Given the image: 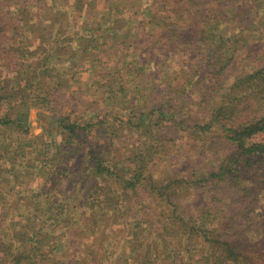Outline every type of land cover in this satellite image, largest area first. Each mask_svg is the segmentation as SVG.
<instances>
[{
  "label": "trees",
  "instance_id": "1",
  "mask_svg": "<svg viewBox=\"0 0 264 264\" xmlns=\"http://www.w3.org/2000/svg\"><path fill=\"white\" fill-rule=\"evenodd\" d=\"M67 1L68 5L66 7L68 8L64 10L53 2L48 3V0H0V70L7 72L6 74L2 73V77L0 75V132L3 128H8L7 130L15 129V133L18 132L20 135L28 134L30 108L38 104L39 100H43L44 103L45 101L48 102L50 100L48 98L50 92H45L48 82L56 83L55 90L58 91V88H60L58 86H60L62 80L59 72L67 71V68L60 69L55 64L70 60L72 62L75 61L73 65L76 66L77 61L81 60L83 69L87 65L93 68L98 61L97 53H106V51L99 52V48L102 46L99 41L102 37L99 35L102 27L97 26L95 28L94 26V23L99 24L100 18H92L91 23H89L91 27L87 30L91 33V38H88L85 33L79 34L81 33L79 30H76L73 36H70L67 30L62 31L60 29L56 33L63 41L68 43L66 46L54 40V44L47 43L45 45L48 48L44 50L45 54H43L44 51L42 54L39 51V49L42 50L44 48L43 46L33 47L37 38L44 37L54 25L56 28L57 25L66 22L72 24V29L76 26L73 23L81 19L86 3H83L84 0ZM88 1L91 6L97 4L94 0ZM189 1L192 7H190L191 12L187 15L185 22L181 21L183 24L179 22L177 27L176 25H171L169 29L166 27V32L162 36L158 35L159 38L157 39L156 37V39L159 48L167 45L168 48L173 49L174 53L178 54L183 51L195 53L200 47L210 52L208 54L209 56L211 55L210 60L202 68L204 71L209 67L216 69L212 77H210L211 81L209 83V89L211 90L214 85V95L202 97L201 100L203 106L206 107V112L212 111V114L209 115V123L205 125L197 123L189 110L191 99L181 104L182 100H179V97L183 90L187 89L186 86L176 90L178 84L173 85L172 83H168L167 85H162V83L160 84L162 78L160 80L156 79L158 81H155L154 85L149 80L148 75L145 79H140L139 75L144 69L137 64L136 60L127 59V57L133 54L134 50L129 49V45L125 44L127 46L123 49V53L126 52L123 55L124 62L121 65L122 67H117L116 71H121L124 68L127 76H134L136 80L131 88L132 91L135 90L134 92L137 93L132 95V91L127 92L130 87L128 89L124 87L122 89L123 95L119 99H115L116 88L112 87V84L115 83V79L117 78L110 81L115 76V70L114 72H106L109 74L108 78L102 76V79L106 81L105 84L110 83L107 94L109 95V100L113 101V107L110 110L104 111V119L100 120L101 112L97 115L94 114V117H92L93 121L95 119L98 120L95 134L100 139V141L89 145L87 157L90 162L87 161L86 164L89 166L87 170L93 177L90 178L92 180H88V176H86V179L80 177L78 182L74 183V188L71 187L70 181L66 189H72V192L79 194L86 187L85 185L90 183L88 181H92L93 184L90 185L88 191L84 189L86 191L84 193L85 196L79 197V205L71 206L73 209H70V205L68 204H71L70 198L74 193L68 195L61 203H56L57 205L53 208H56L57 211L66 208L69 209L68 211H71V215H67L64 220H61V225L67 224V226H70L72 223H76L80 226L82 217L78 218L77 222H74V220L73 222L67 221V219L69 217L73 218L76 213L81 212L84 208L83 212L86 214L90 210L95 211L91 215V220L97 222L100 226L102 222H106L108 216L110 219L112 218L111 220H114V218L120 219V217L129 215L131 210L135 211L136 209H133V207L137 208L142 195L150 194L149 199H151L154 195L165 194L168 201L164 202H166L167 206L161 208L157 215H154L150 211L144 213L141 218H138L136 214L133 215L135 219L133 222L137 226L142 224L150 229L157 228V235H155L153 240H150L151 233H148L149 235L144 237L143 235L132 237L131 240H134L132 243L134 242V246L137 247L130 257V260L133 258L134 261L132 260L133 263H130L125 260V262L129 264H183L185 260L179 256L184 251H180L178 247L177 254L176 251L169 250L168 246L172 247L175 242L180 246L184 242L182 241L184 239L186 246L190 245V242L193 240H196L198 245L202 240L209 244L211 255L209 259H205L204 264H264V237L263 239L255 240L246 238L243 234L242 223H239L240 220L236 218L237 216L242 218L253 214L254 217L251 219V224L258 225L260 222L261 224L264 222L262 217L259 222H255L254 219L257 214L264 215V204L261 203L264 199V143H250L248 141L254 134L264 131V58L259 55L254 58L262 61L260 62L262 67L253 73H248L246 70L248 63L235 72L229 69L230 63L221 66L220 63L228 61L223 62L218 58L212 59L215 58V55L211 48L217 42H220L219 47H222L227 41L224 38L229 39L226 36L227 31L226 34L223 33L225 30L221 29V25L222 23L232 21L235 13L237 15L240 12L243 13V11L234 10L238 0H205V4L204 0ZM215 1L217 2V6H213V2L215 3ZM166 2L167 0H164L163 4H166ZM228 2V10H233L232 12L234 13H231V17L227 14L228 19H225L226 17L222 18V14H217L216 10H222ZM109 3H112V5H109ZM126 4L124 0H105L104 8L106 10L102 13H97L100 14V17L108 15L107 18H102L103 21H108L113 16L117 17L113 22V26L107 29L108 32L113 31V38H117L118 44L126 43L130 38L129 29L132 28V20L128 21L129 19H125L122 15L129 10ZM208 6H212V8L208 9ZM207 10L209 11L203 14ZM208 13L212 15L210 18L211 23L206 20V17L209 16ZM50 14L52 15L51 17H49ZM262 15H264V12ZM248 21L247 19H243L241 22L242 26L244 23L247 27ZM46 22L49 25L42 28L41 25ZM140 25L143 24L140 23ZM179 26H182L184 30L181 33H178L177 30ZM197 27L202 28L203 31L200 37L196 39V34L199 30ZM191 28L194 29L193 34H189ZM233 37L231 36V40L234 44H237L238 39ZM163 39L164 41L162 42ZM74 41L77 42V47L73 46L72 43ZM148 42L152 43L151 39ZM233 43L231 44L232 47H230L232 53L241 46L239 45L235 49ZM241 43L240 49L245 48L246 44L244 42ZM216 49L218 50V47ZM254 51L257 54L259 53V50ZM240 52L241 50H237V53ZM235 54L236 52L231 59L235 57ZM67 57L68 59H66ZM133 58L139 57L136 55ZM77 65L79 66V63ZM202 71L200 72L203 73V79L207 80V75ZM232 75L234 76V82L230 85V89H228L227 85ZM138 78L139 81L137 80ZM190 82L194 87H197L201 83L196 78ZM39 87H42L41 89L44 90L42 94H36L35 88L40 90ZM150 90L151 93H147ZM231 90L242 94L241 99L234 102L233 97L230 100L231 104L227 105L217 101L220 93H229ZM139 91H143L144 93H140ZM161 91H164L167 95V100L163 103L153 98L154 96L157 97ZM254 93H257L258 96L255 97ZM45 94L48 95L45 96ZM136 95L139 97L137 98ZM31 100H34V103L26 105V102ZM137 101H145V106L149 108V111L140 112L138 109H133L132 104ZM176 101L179 103L178 105L175 104ZM117 108L118 110H116ZM124 112H126V115L129 114L131 119H134L138 113L141 123L137 128L139 130L138 139L134 140L130 138L127 141H122L126 145L121 147L115 145L122 138V128L116 122L123 120L122 116ZM42 117L45 120L50 119L51 121L56 119L55 116L49 117L46 114H42ZM107 118H110L113 123H110ZM62 119L60 121L62 123L60 124L62 128L61 133L65 136V139H63L61 145H58L57 149L53 150V154H51L50 148H47L43 154H46L45 160H48L50 155L55 158L54 165H56L57 161H69V159L74 158V153L78 149L77 146H80H73L75 138L81 139L83 141L81 144H84L86 141L84 130L87 129L88 123L84 125L86 128H83L81 123L72 122L69 115ZM129 121L131 120L129 119ZM214 125L222 126L223 132L209 138L206 135L203 140L205 142L206 153L217 156L215 160L219 164L218 167L208 171L209 173L202 170V177L195 179L198 185L212 183V186L210 185L212 189L209 193H206L207 201L201 202L202 207L200 211L194 212L191 207L183 205L179 199V195L185 184H190L192 181L183 177V173L181 171L178 172L177 170L180 169L177 168H175L178 172L177 175L182 176L179 179L173 178L174 176L171 177L170 174L163 181L161 178H155L156 156L152 153L153 149L150 147V144L155 139L163 141L170 133H174L175 136L178 133L182 135L186 134V132L189 135H193L196 128H200L204 134H207ZM78 130H82L83 132L79 133ZM90 132L94 133L91 130ZM9 134L13 137L11 133ZM141 137L145 138L141 139ZM8 139L9 137L7 136ZM117 139L118 142L115 143ZM3 142L5 143L4 140ZM199 142L204 143L202 141ZM27 144L26 146L29 147L31 143ZM129 145L132 146L131 149H129L131 147ZM17 148H19L17 155L21 154V151L24 150L20 146V143H17ZM125 149H128V151L123 152ZM158 152L156 151L155 153ZM13 158L14 167L12 169L7 168L4 164L0 165V198H4L6 195V188L9 186L11 180L10 176L15 175L14 173L17 172L16 166L19 161L16 157ZM180 158L184 159L181 161V168L185 164L187 166L193 165L198 160H189L191 158L190 155H181ZM46 166L48 165L45 162L40 169V173H44L43 169L45 170ZM63 170L65 169L61 168V171ZM59 171L60 169L57 168L58 173ZM53 172L51 171V174ZM58 173H53L52 177L46 180V186L50 187V189L47 192L46 190L41 191L42 194L46 192V195H49L56 191L57 182H59L56 180L59 176ZM232 185L236 193L240 195L235 200L236 203L240 204V207L234 206V210L231 212L232 206L225 203V208L221 209L219 202L233 197V194H231L233 190ZM214 191H218L220 195H224L223 199L217 200L212 195ZM38 194H40V191ZM57 197V194L51 195L48 202H55ZM83 198L86 203L88 201L93 204L90 209H88L89 207L85 208ZM246 199L247 202L244 203ZM118 203L119 207L117 206ZM27 205H30L29 202H27ZM34 208L33 215L37 217L42 211L38 206ZM96 208L99 209L98 212ZM23 219H26V223L23 222ZM23 219L22 215H20V217L12 221L11 228L8 229L9 232L12 229V237L2 231L4 223L2 226L0 225V264H101L104 262L102 258L93 262L94 251L89 249H93L92 244L88 243L89 248L84 250V253L80 249V251L73 250L82 244L78 238L91 239L96 234L97 229L91 220H86L90 223H86L85 230L84 228L81 231L74 229L71 236L75 238V241L68 240L66 244L67 249L63 250L59 256V254L54 253L52 245L47 241L48 235L43 233L44 229L59 225L47 224V222H42L41 225L39 221L37 224H27L31 217L28 216ZM123 224L125 227H129L132 221L130 223L125 221ZM89 225L92 229H89ZM261 229L263 230L264 227ZM119 238L122 237H117L116 240H119ZM169 239L172 240V243L168 241ZM145 240L147 241L145 242ZM165 244H168V246ZM161 246L166 247L161 251L159 249ZM16 248L21 249L17 251ZM139 249H142L141 253L138 251ZM138 252L140 258H134ZM257 252L259 253L258 255ZM253 253L254 255H252ZM10 257H12L11 261L9 260ZM153 257H155L154 260Z\"/></svg>",
  "mask_w": 264,
  "mask_h": 264
},
{
  "label": "rangeland",
  "instance_id": "2",
  "mask_svg": "<svg viewBox=\"0 0 264 264\" xmlns=\"http://www.w3.org/2000/svg\"><path fill=\"white\" fill-rule=\"evenodd\" d=\"M94 1H96L97 4L95 6H91L88 0H84L83 3H86L83 9L84 12L82 13V17L81 19H79V21H74L73 24L74 26H76L73 29L72 24L66 23L64 21V23L57 25L56 28L54 25L52 26L54 29L50 28V30L44 35V37L37 38L33 47L37 48L38 46H43L44 48H42V50L39 49L40 53L42 54L45 49H48L47 47H45V45L47 43H50L51 45L54 44V40L59 41L60 44L66 46V44L68 43L66 41H63L62 38L56 33L60 29L62 31L67 30L70 36H73L75 31L79 30V32H81L79 34L85 33L88 38H91V33L87 30L89 27H91L89 23H91L92 18H100L101 20L99 24L94 23V26L95 28H97V26L102 27L99 34L102 36L99 40L102 44V46L100 47L102 49L99 48V52L106 51V53H97L98 61L95 63V66L93 68L87 65L88 67L86 66V68L83 69L81 60L77 61V64L79 63V66L77 64L76 66L73 65L75 61L72 62L70 60H66L64 63L55 64L56 67L60 69L67 68V71L59 72L61 74L60 78H62V80L60 86H58L60 87L58 88V91L55 90V85H57L56 83L48 82L45 92H50V95L48 97L50 100H48V102L45 101V103L43 102V100H39L38 104H36L35 106L33 105L30 108L28 134L20 135L17 132L20 135L19 136L17 133H15V129L7 130L8 128H3L0 132V165L4 164L7 166V168L12 169L14 167L13 157H16L19 161L16 166L17 172L14 173L15 175L10 176L11 180L9 186L6 188V195L4 196V198H0V225L2 226V224L4 223V228L2 229V231L12 237V229L10 232L8 229L11 228L10 225L12 221L16 220L18 217H20V215H22V219L28 216L31 217L30 221L27 224H37L38 221L39 223H41V225L42 222H47V224L50 223L52 225L58 224L59 226L57 227L44 229L43 233L45 235H48L47 241L52 245V249L53 251H55L54 253L59 254V256L63 250L65 251L67 249L66 244L68 240L72 242L75 241V238L71 236V233L74 231V229H78L81 231V229L84 228L85 230L86 223H90L86 220H91L92 213H95V211L90 210L86 214L85 212H83V208L81 212L76 213L73 218L69 217L67 219V221L70 220L71 222H73L74 220V222H77L78 218L82 217V222H80L81 225L79 226L76 223H72V225L67 226V224L61 225L60 222L61 220H64L67 215H71V211H68L69 209L67 208L61 211H57V209L53 207L64 201L66 197H68V195L74 193L71 191L72 189H66V186L67 184L69 185L70 181L72 185L70 186L74 188V183L78 182V179L80 177L86 179V176H88V180H92L90 178H92L93 176L87 170L89 169V166L86 164L87 161L90 162L89 158L87 157L89 153V145L91 143H95L96 141H100L98 136L95 134V131L97 130L96 128L98 120L95 119L93 121L92 117H94V114L97 115L100 114L99 112H101L100 120L104 119V111L110 110L113 107V101L109 100V95L107 94L108 87L110 88V83L105 84L106 81L102 79V76L108 78L109 74H107L106 72H114L115 70V76L110 79V81H113L115 78H117L115 79V83L112 84V87L116 88L115 99H119L120 96L123 95L122 89L124 87H127V89L130 87L127 92H131V86L134 85L136 80L133 75L127 76L125 74L126 70L124 68L121 71H116L117 67H122L121 65L124 62L123 55L126 53H123V49L127 45H129V49L134 50L133 54L130 55V57H127V59L136 60L137 64L140 65L142 69H144V71H142L139 75L140 79L143 80L148 75L149 80H151L152 84L154 85V82L158 81L156 79L160 80L162 78L160 84H178L176 90L186 86L187 89L183 90L182 94L179 97V100H182L181 104H184L191 99L189 110L195 117L197 123H200L202 125L209 123V115L212 114V111L206 112V107L203 106L201 102L202 97H210V95H214V85L211 90L209 89V83L211 81L210 77H212V74L216 69L209 67L205 70L209 72L207 73L202 68L210 60L211 55H208L210 52H208V50H203V48L200 47L195 53H189L185 51L186 54H184L185 52L183 51L178 54L174 53L173 49L168 48L167 45L159 48L157 44V39L159 38L158 35L162 36V34L166 32V27L167 29H169L171 25H176L177 27L179 22H185L187 15L191 12L190 7H192V4L189 0H167L166 4H163L164 0H124L126 1V5L129 10L127 13L125 12L122 15L125 19H129L128 21L132 20V28L129 29V40L126 43L119 44L117 38H113V31L108 32L107 29L108 27L113 26V22L117 19V17L113 16L110 18V20L103 21L102 18L105 19L108 17V15L100 17V14L97 13H102L106 10L104 8L105 0ZM51 2L55 3L56 6H59L64 10H67L68 8L66 7V5H68L67 0H48V3ZM109 5H112V3H109ZM214 5L217 6L216 1L215 3L213 2V6ZM228 5L229 2L225 4V7H223L222 10H216L217 14H222V18L226 17L225 19H228V16L226 15L228 14L229 17H231V13H234L232 12L233 10H228ZM210 8H212V6H208V9ZM234 10H240L243 11V13L240 12L241 14L239 13V15L235 13L232 21L228 23H222L221 29L225 30L223 32L225 34L227 31L226 36L229 37V39L224 38V40L227 41L226 44L222 47H219L220 42L214 44L215 46L211 49L215 55V58L212 59L215 60L216 58H218L223 62L228 61L225 63H220V65L224 66L230 63L229 69L233 72H235L237 69H240L241 67H244L248 63L246 70L248 71V73H253L262 67L260 63L262 61L256 60L254 58L257 55L264 58V15H262V13L264 12V0H238ZM208 11L209 10L203 12V14ZM208 14L209 16L206 17V20L211 23L210 18L212 15L210 13ZM51 16L52 15L50 14L49 17ZM243 19L249 20L247 27L244 23L242 26L241 22L243 21ZM140 23H142L143 25H140ZM181 23L183 24V22ZM47 25H49V23L46 22L43 23L41 27L45 28L47 27ZM198 29L199 30L196 34V39L200 37L203 31L202 28ZM177 30L178 33L184 31L182 29V26H179ZM193 32L194 29L191 28L189 30V34H193ZM231 36H234L236 37L235 39L239 40H237V44L233 43V41L231 40ZM33 38L35 39V37ZM149 39H151L152 43L148 42ZM163 41L164 39L162 40V42ZM241 42H244L247 48L245 47L243 49H240V47L242 46ZM232 43L235 49L236 47H239V45H241L237 49L241 50V52L237 53L236 50V54L233 59H231V57L235 52L232 53V51L230 50V47H232ZM72 44L74 47H77L76 45H78L76 41H74ZM217 47L218 50L216 49ZM254 50H259V53L257 54ZM45 53L46 52L44 51L43 54ZM136 55L139 58H133V56ZM66 59H68V57ZM202 70L204 71V74L207 75V80L203 79V73L200 72ZM2 73L6 74L7 72H2V70H0L1 77L3 75ZM231 77L232 78L227 85L228 89H230V85L234 82V76L232 75ZM139 78L137 79L138 81ZM195 78L198 80V82H201L199 83V85H197V87H194L190 82ZM120 86L121 88H119ZM39 88L40 90H38V88H35V91H37L36 94H42L44 92V90L41 89L42 87ZM134 91L131 92L132 95H134V93H137ZM140 93L144 92L141 91ZM147 93L150 94L151 90L147 91ZM47 95L48 94H45V96ZM138 95H136L137 98L139 97ZM241 95L242 94L232 90L229 93L222 92L217 97V101L222 102L224 105H227L230 103V100L233 97L234 102L240 100ZM254 96L257 97L258 94L254 93ZM153 98L158 99L159 102L163 103L167 100V95L164 91H161L159 92L157 97L154 96ZM29 103H34V100L26 102V105H29ZM175 104L178 105L179 103H177L176 101ZM145 105V101H137L133 102L132 108L138 109V111L140 110V112H147V110L149 111V108H147ZM116 110H118V108ZM125 113L126 112H124V115L122 116L123 120H119L116 122L117 125L122 128V138L120 139L119 143L115 145L121 147L126 145L122 141H127V139L130 138L134 140L138 139L139 130L137 128L141 123L140 118L138 117V113L136 114L134 119H131L130 115H126ZM42 114H46L49 117L55 116L56 119H54L53 121H51L50 119L45 120V118L42 117ZM68 115L70 116L72 122H77L78 124L81 123L83 128H86L84 125L88 123L87 129L84 130L86 141L84 144H81L83 143V141L81 139L75 138L73 146H80H77L78 149L74 153V158L69 159V161H57L56 165H54L55 158L50 155L48 157V160H45L46 154H43L45 153L47 148H50V151H52L51 154H53V150L57 149L58 145H61L63 139H65V136H63L61 133L62 128L60 124L62 123H60V121L63 120L62 118H66ZM107 119H109L110 123H113L110 118ZM129 119L131 121H129ZM128 123L131 124L129 125ZM90 130L94 131V133L90 132ZM78 132L82 133L83 131L78 130ZM221 132H223L222 126L219 125H214V127H212L207 134H204V132H202L200 128H196L195 134L193 135H189L188 132L183 135L178 133L177 136H175L174 133H170L168 136H166V138L164 137L165 139L163 141L155 139V141H152L150 144V147H152L153 149L152 153H154V156H156L155 162L157 163V166L155 167V178H161V180L163 181L170 174L171 177L174 176L173 178L176 179H179V177L183 176L192 181L190 184H185V187L179 195V199L181 200L183 205L185 204L191 207L194 212L200 211L202 207L201 202L207 201L206 193H209L212 189V183L207 185L205 183L202 185H198V182H196L195 179L202 177V170H205L207 171V173H209L208 171H210L212 168L218 167L219 164V162L215 160L217 156L208 155L206 153V148L204 146L205 142L203 139L206 135L209 138L215 135H219V133ZM9 133H11L13 137H11ZM1 136L3 139L1 138ZM7 136L9 137L8 140ZM144 138L145 137H141V139ZM118 139L115 141V143L118 142ZM3 140L6 144L3 142ZM199 141H202L204 143H200ZM248 141L250 143H264V131L254 134L251 138L248 139ZM29 142L31 144L28 147L26 145H28L27 143ZM17 143H20V146L24 149L21 151V154L18 155L17 153L19 148H17ZM131 148L132 146L129 149ZM127 151L128 149H125L123 152ZM156 151L159 152L155 153ZM181 155H190L191 158L189 160H198L193 165L187 166V164H185V166L181 168V161L184 160L180 158ZM45 162L48 166L45 167V170L43 169L44 173H40V169ZM57 168L60 169L59 173L57 172ZM61 168H64L65 170L61 171ZM175 168L180 169L177 171H181L183 175H177L178 172L175 170ZM51 171H54L53 173H58L59 176L56 180L60 183L57 182V188L55 192L46 195L47 190L50 189V187L46 186V180L52 177L51 175L53 173L51 174ZM88 182L90 183L86 184V187L84 186V189H87L86 191H88L90 185L93 184L92 181ZM84 189L81 190L79 194H72L73 196L70 198L71 204H68L70 205V209H73V207L71 206L79 205V197L84 195V193L86 192L84 191ZM232 189L233 190L231 191V194H233V197L227 200L224 199L222 200V202H219V206L221 209L225 208V203H228V205L232 206L231 212L234 210V206H237L238 208L240 207V204L235 202L236 198L240 195L236 193L233 185ZM43 190H46L45 194H42ZM39 191L40 194H38ZM54 194L58 195L56 201L53 203H49L48 199L51 197V195ZM36 195L38 196L37 198ZM212 195H214L217 200L223 199L224 197V195H220L218 191H214ZM149 196L150 194L142 195V197L140 198V203H138V205L135 204L137 205V208H135V206L133 207V209L136 210H131V213L125 217H120V219L114 218V220H111L112 218L110 219V217L108 216L106 218V222H102L100 226L99 224H97V222H93L91 220L95 225V228L97 229L96 234L92 236L91 239L78 238L82 244L79 243L80 246L74 248L73 250L75 251L80 249L81 252L84 253V250L89 248V243L93 246V249L89 248L90 250L94 251V256L92 257V259H94L93 262H96L98 259L102 258V261L104 262H102L101 264H111L112 262V264H129L125 262V260L133 263L134 260L133 258L130 260V257L132 252L135 251V248L137 247L134 246V242L132 243V241H134L131 240L132 237L136 235H143L144 237L146 235H149L148 233H151L150 240H153L155 235H157V228L150 229L149 227H146V225L142 224L137 226L136 223L133 222L135 220L133 218V215L136 214L138 218H141L142 215L144 213H147L148 211L152 212L154 215H157L161 208H165L167 206L166 202H164L168 201L166 199L167 195H154L151 197V199H149ZM27 202H29L30 205H27ZM246 202L247 199L244 201V203ZM261 203L264 204V199L261 201ZM101 204L103 205V203ZM36 206H38V208L42 211V213H39V216L37 217L36 215H33V209H35L34 207ZM84 206L85 208L89 207L88 209H90L93 204L89 203L88 201L86 203V201L84 200ZM117 206L119 207V203L117 204ZM96 209L98 212L99 209ZM253 217V214H249L247 217L244 216L241 218L240 216H237L236 218L240 220L239 223H242V228L244 229L243 234L246 236V238L253 240L263 239L264 229L262 230L261 228L264 227V222L262 224L260 222L258 225L251 224V219ZM261 217L263 220L264 215L257 214L256 218H254L255 222H259L261 220ZM12 218L14 219L12 220ZM125 221H128L129 223L132 221V224L129 227H125L123 224ZM23 222L26 223V219H23ZM250 225H252L253 227ZM89 229H92L90 225ZM117 237L122 238L116 240ZM146 241L147 240H145V242ZM168 241L172 243L171 239H169ZM182 241H184L183 243H181V245L183 244V246H179L176 242L172 247L168 246V244L165 245L168 246L169 250H173V252L176 251L177 254L178 247L180 251H184V253L179 256L184 258L185 262L183 264H204L205 259H209L211 253L208 243L202 240L198 245L196 240H193L190 242V245L186 246L185 240L183 239ZM166 246H161L159 247V249L162 251ZM19 249L21 248H16L17 251ZM141 250L139 249L138 251H140L141 253ZM258 254L259 253L257 252V255ZM252 255H254V253ZM136 257L140 258L139 252L134 258ZM154 259L155 257H153V260ZM9 260L11 261L12 257H10Z\"/></svg>",
  "mask_w": 264,
  "mask_h": 264
}]
</instances>
